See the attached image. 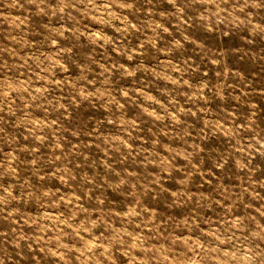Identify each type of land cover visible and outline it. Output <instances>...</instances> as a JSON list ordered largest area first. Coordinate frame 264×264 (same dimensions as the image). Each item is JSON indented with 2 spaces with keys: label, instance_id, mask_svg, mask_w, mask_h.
<instances>
[{
  "label": "rangeland",
  "instance_id": "374dc122",
  "mask_svg": "<svg viewBox=\"0 0 264 264\" xmlns=\"http://www.w3.org/2000/svg\"><path fill=\"white\" fill-rule=\"evenodd\" d=\"M0 264H264V0H0Z\"/></svg>",
  "mask_w": 264,
  "mask_h": 264
}]
</instances>
